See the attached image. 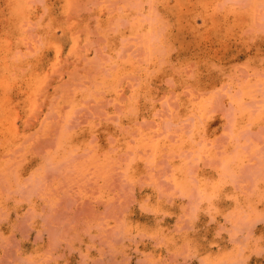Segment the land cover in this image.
I'll return each instance as SVG.
<instances>
[{"label": "rangeland", "instance_id": "1", "mask_svg": "<svg viewBox=\"0 0 264 264\" xmlns=\"http://www.w3.org/2000/svg\"><path fill=\"white\" fill-rule=\"evenodd\" d=\"M0 264H264V0H0Z\"/></svg>", "mask_w": 264, "mask_h": 264}]
</instances>
